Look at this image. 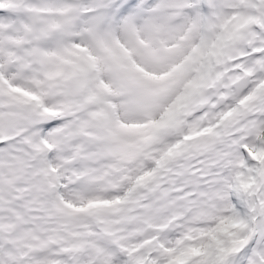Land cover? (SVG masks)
I'll list each match as a JSON object with an SVG mask.
<instances>
[{"label": "clouds", "instance_id": "clouds-1", "mask_svg": "<svg viewBox=\"0 0 264 264\" xmlns=\"http://www.w3.org/2000/svg\"><path fill=\"white\" fill-rule=\"evenodd\" d=\"M262 30L264 0H0V264H225L264 235L255 101L215 76Z\"/></svg>", "mask_w": 264, "mask_h": 264}, {"label": "snow or ice", "instance_id": "snow-or-ice-1", "mask_svg": "<svg viewBox=\"0 0 264 264\" xmlns=\"http://www.w3.org/2000/svg\"><path fill=\"white\" fill-rule=\"evenodd\" d=\"M210 7L203 2L194 3L189 7V11L194 13L198 9L208 10ZM218 62L221 68L216 71L215 76L222 80V90L218 94L226 96L228 93L223 89L239 85L242 88L240 103L255 101L249 105V110L240 118L237 130L247 135L248 131L256 128L258 133L264 134V122L260 120V117L264 116V30L247 43H233ZM234 111L236 107L227 103L223 114L227 116ZM250 147L251 145L247 144L243 146L245 154L248 153ZM197 166L198 164L194 162L193 167ZM132 251L133 249L128 248L127 254H131ZM258 253L264 255V235L254 230L239 252L226 256L225 264H255V257Z\"/></svg>", "mask_w": 264, "mask_h": 264}]
</instances>
